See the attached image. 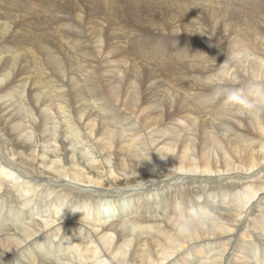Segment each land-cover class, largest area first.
Instances as JSON below:
<instances>
[{"label":"bare ground","instance_id":"bare-ground-1","mask_svg":"<svg viewBox=\"0 0 264 264\" xmlns=\"http://www.w3.org/2000/svg\"><path fill=\"white\" fill-rule=\"evenodd\" d=\"M214 1L163 0L161 6L174 4L173 9L169 7L171 17L166 24L152 20L153 30L169 36L190 35L198 44L183 49L176 43L167 47L156 39L150 52L137 49L141 60L149 57L160 67V60L166 58L171 66L163 67L166 80L154 67L139 62L136 53L123 49L128 55H122L121 66L129 65L131 54L135 56L132 72L123 71L125 81L109 72L113 81L107 94L93 73L81 72L83 61L80 67L73 65V53L82 46L76 39L72 38L74 46L68 45L74 51H66V62L57 55L49 58L51 51L45 49L46 62H38L36 56L28 59V53L34 55L28 51L34 25L11 20L14 15L3 7L7 15L3 18L10 19L0 22V264H264V240L254 234L264 221V212L247 222L264 200V0ZM205 2L209 6H203ZM182 11L185 14L178 16ZM16 33L25 42L14 44L16 50L6 48ZM89 52L85 55H94ZM184 52L188 55L183 56ZM95 54L105 56L100 50ZM184 59H194L196 64L178 67ZM29 80L33 83L28 96H23L17 91ZM228 88H242L252 106L232 104L225 95L216 94L217 89ZM99 97L107 110L100 107L104 104ZM8 98L20 103L23 111L9 104ZM114 102L125 113L110 109ZM129 118L134 124L123 128ZM172 122H179L181 128ZM223 177L250 180L241 185L234 180L226 183ZM204 178L215 184L209 187L212 198L224 201L229 194L230 200L239 202L207 220L206 227L182 231L181 224L193 216L185 203L192 195L186 186L210 183ZM169 182L184 185L180 191L170 186L176 187L184 203L177 202L176 196L156 208L145 202H124L118 212L101 202L103 196L118 199L134 192H153ZM122 183L127 188H120ZM52 188L70 190L68 195L75 193L79 201H65L64 221L54 217L62 203L48 200L45 208L54 216L44 223L36 217L46 216L40 201ZM207 206H199L197 216L214 209L212 204ZM159 210L163 215H157ZM114 211L118 212L115 222L100 223L111 219ZM89 215L99 224L84 221ZM254 240L262 248L250 246ZM205 242L217 248L211 249L209 257L198 246ZM24 252L34 263L20 260ZM229 259L232 263H227Z\"/></svg>","mask_w":264,"mask_h":264},{"label":"rangeland","instance_id":"rangeland-1","mask_svg":"<svg viewBox=\"0 0 264 264\" xmlns=\"http://www.w3.org/2000/svg\"><path fill=\"white\" fill-rule=\"evenodd\" d=\"M162 1L163 0H0V17H2V20H0V22L3 20H8V19L12 18L11 20H13V21L14 20H20V21H25L27 24L32 23V26L34 25V27L30 28V30L32 31V35H31V37H28V39L30 40V44L31 45L33 44V45L31 47H30V45H28L29 48L28 47L27 48H28V51L33 50L34 55H30L27 51V53H28L27 57H28V59H35V56H36V59L38 62L44 60V61H42V63L46 62V58L48 57V55L50 56L49 58H54V57H56V55L61 56V58H63L62 61L66 62L67 61V53L70 54V53H73V51H74V49L71 50V47L69 49V46H71V44L73 45V43H74V41H72V40L73 39L74 40L75 39L80 40V41L75 40V42H77V43L78 42L82 43V46H81L80 50L76 51L78 53H76V54H74L75 52L73 53V56H74L73 59H75V61H72V63H73V65L80 67L79 64L81 63V61H83L82 63L85 65L83 67H81V72H83V70H84V71H88V73H90V74L93 73L94 78L96 77L94 79L95 82L97 83V85H99V83H100L99 88L102 87L101 89H104L105 90L104 93L107 94V93H109L108 92L109 83L111 81H113L112 80V74L114 72H116L118 74L117 75L118 80L125 81L123 71H126L127 68H129V70L131 69V67L133 68V66L130 64L133 61V57H135L134 54L133 55L131 54V56L129 57L130 63H129V65L126 64L127 67L126 66L124 67V65H122V66L120 65L122 55L123 56L128 55V54H125L126 52L123 53V49L126 48V49H128V51L130 50V51H132V53H136L137 59L139 62L144 61L142 63H145L147 65L149 64V66H151L152 68L154 67L153 69H156L159 72L160 77L166 80L167 76L163 70L164 69L163 67H166V68H167V66L171 67L170 63L167 62L166 58H165V60H162V61L160 60L159 63L162 66V67H160L156 61H153V62L148 61L149 57L146 58L147 60H144V59L141 60V58L138 57V53H137L138 50L140 53L142 51H144V49L148 50L146 52H150L151 49L149 50V48L155 44L154 42L156 39L163 41L162 44L165 43V46H167V47H171L174 43H176L174 45H180L183 49H188V48L193 47V46L198 44L196 40H194L192 37H190V35L178 34V35L169 36L168 34L156 33L153 30L154 28H152V23H151L152 20L154 22L159 20V21H161V24L162 23L166 24V23H168L167 22L168 18L171 17L169 9L171 7H173L174 4H171V5L169 4L168 6L166 4H163V6H161L160 3ZM180 1H183V0H180ZM216 2H217V0L214 1L213 4H215ZM204 4L205 5H203V6H206V7L209 6V3L205 2ZM210 5H212V4H210ZM203 6H202V3L198 4V7L203 8ZM3 7L8 8V11L11 12V14L14 15L15 18L10 16V18L4 19L3 17H5L7 15H5V13L2 11ZM153 8H154V10H153ZM171 9H173V8H171ZM175 9H177V8H175ZM183 14H185L184 11L178 13V16L182 17ZM224 18L228 19L227 15ZM86 25H87V27H86ZM80 29H81V31L83 30V32H80ZM91 29L93 30L94 35L91 34V31H92ZM10 32H12V31H10ZM77 32H79V33H77ZM87 34L91 36V37L90 36L89 37L92 38V40L86 36ZM176 36H179V37H176ZM164 37H165V39H167L166 41L162 40V38H164ZM50 40L53 42H51ZM22 41L25 42L23 36H21V35L17 36V33H16L15 37L12 39L11 45H5V47L6 48H12L14 50L19 49L18 46H16L17 45L16 43L19 42L20 46H21ZM55 42H56V44H55ZM14 44H16V45H14ZM3 45H1V46H3ZM24 45H26V44H24ZM54 46H55V49H54ZM136 46H138V47H136ZM111 47H113V48L111 49ZM143 47H144V49H142ZM138 48H141V49H138ZM44 49L46 51H51L50 54H52V55L44 54V52H45ZM82 49H84V50H82ZM85 49H86V51H85ZM89 49H90V52H89ZM99 50L102 51V53L104 52L103 55H105V56H102V58H100V56L98 57V55L95 54ZM66 51H67V53H66ZM41 52H43V53H41ZM54 52L55 53L57 52V54H55ZM85 52H89L90 55L93 53L94 55H92V56L89 55L90 57H88V55H85ZM165 52H166V54L171 53L169 51H165ZM111 53H114V55H110ZM80 54L84 57V59L82 56H80ZM63 55H66V57L65 56L63 57ZM186 55H188V53L184 52L183 56H186ZM76 56H79V57L76 58ZM80 57H81V59H79ZM106 59L107 60L110 59V60L107 61ZM76 60H78V61H76ZM84 60L86 61V63H84ZM105 60L107 62L112 61L113 63H107ZM185 60L189 61V63L187 65L183 64V61H185ZM102 61L104 63L101 64ZM163 61H165V62H163ZM136 62H137V60H136ZM139 62H137L136 64H138ZM75 63H77V64H75ZM194 64H196L194 59H184V60H182V62L177 63L178 67L179 66L189 67V66L194 65ZM110 65H111V67H110ZM153 65H156V66H153ZM76 66H73V68L74 67L78 68ZM102 66H103V68H102ZM142 66H145V65L143 64ZM176 67L177 66H175L174 68H176ZM101 68L104 70V72ZM109 68L112 70H109ZM118 70H120L119 71L120 73L118 72ZM77 71H79V70H77ZM92 71H94V72H92ZM106 71H108V72H106ZM109 72H111L112 74L111 73L109 74ZM130 72H132V70H130ZM78 73L81 74L80 72H78ZM109 75H110L111 79L108 78ZM202 77H204V75H202ZM82 78H83V76H82ZM30 81H31V84L33 83V80H29L27 82L26 87L23 90H18L17 92H20L23 96H26V95L28 96V92H29L30 86H31ZM161 84L165 88H170V85H168V83L161 82ZM27 90H28V92H26ZM174 90L175 89H173V91ZM119 95H120L119 102L121 103L120 100H122L121 99L122 94L120 93ZM180 95H182V96H180ZM179 96L184 98V93H182V90H180ZM8 99H9V101H8L9 104H13V105H15L16 109L19 108L20 110L23 111V109H22L23 107H21L20 103H18L16 100H14L12 98H8ZM99 99L102 100V102L104 104V106H101V104H100V107L106 109V107H105L106 103H105V100L103 99V97H102V99H101V97H99ZM122 102H123V100H122ZM18 104H20V106ZM112 105L115 107L109 106V108L110 109L111 108L116 109L118 114L121 112L125 113V112H123V110L121 108H119V105L116 104L115 102H114V104L112 103ZM95 108H96V106L93 105V110H96ZM97 109H99V108H97ZM12 110L13 109H11L10 111H12ZM132 118L127 119L125 121V125L122 127L127 128V127H130L131 125H133L134 122H132L133 121ZM172 123L175 124L176 122H172ZM172 123H169V124H172ZM178 124H179V122L176 123V125L178 126L177 128H181ZM137 127H139V126H137ZM1 134L2 133H0V135ZM183 134H182V138L185 137ZM72 146L75 147L76 146L75 143H73ZM70 148L71 147H69L68 149H70ZM121 175H122V173H121ZM214 178H215L214 176L210 177V179H214ZM223 178H224V181L227 183V182L233 181L235 177L229 178V179H228V177H223ZM65 180H66V183L71 182L68 179H64L63 181H65ZM156 180H157V178L153 179L152 181L155 182ZM201 180L202 181H204V180L209 181V178H204ZM249 180L250 179L248 177H246L243 179H235L234 182H236L237 184H241L242 182L243 183L245 182L244 184L243 183L242 184L247 185ZM141 181L140 180L136 181L134 184L136 185L137 183H139ZM158 181H159V178H158ZM209 182L210 183L205 182V183L199 184V185L193 184V185H190L189 188L186 186V188L192 192V195L188 196V198H185L186 196H184V198L186 200L185 203L188 204L189 209H191V214H193V216L187 217L188 218L187 220H189L190 218L196 217L197 214H200L199 212H197V208H200L199 206H205L206 208H208L207 205L211 206V204H212L214 209H212L211 211H210V209H208L209 211L207 210V212L205 214H203V216H205L207 218V220L212 221L215 217L218 216L217 214H219L221 211L223 212L226 209H230L232 207H235L236 203L239 202V200H236V201L234 199L230 200L231 196L229 194L227 195L228 198L225 199L224 201H221V198H218L216 196H214V198H212L213 197L211 195L212 190L209 189L212 182L211 181H209ZM44 183H46V182H44ZM186 184L187 183H185V185ZM212 184L215 185L214 183H212ZM173 185L175 186L176 184L175 183L171 184L169 182V183L162 185V187L160 188L162 190L159 189V190H156L153 192L148 191V192H144V193L134 192V193H130V194H128L122 198H118V199L103 196L101 202L103 203V205H108L109 207L115 206V208L118 209V212H119L121 204L124 202H129V204L145 202V203L149 204L152 208H156L157 204L167 203L168 201H171V197L176 196V198L178 199L177 202L184 203L182 200H180L177 197L176 193H178V192L174 191L176 189V187L170 189L171 188L170 186H173ZM183 186L182 187L177 186V188H178L177 191L184 190ZM119 187L124 189V188H127V185L125 183H122L121 185H119ZM199 187L201 190L199 189ZM108 188L109 187H107V190H108ZM111 188H113V187H111ZM128 188H130V187L128 186ZM205 188L208 191H206ZM241 188L242 187H240V189ZM204 189H205V191H204ZM69 191L70 190H64V189H60V188H58V189L52 188V192L50 194L44 195V199H42L40 201V204L42 205L43 211L46 213V216L44 217L43 216L44 213H43L36 218H38L39 220H41L44 223H46L50 220H53V216H54L53 213L50 210H48L47 208H45L46 202L48 200H50L51 202H54V203H57V202L62 203L61 209L58 211V214L54 217L59 218V219L63 218V220L65 221V216L67 215L66 214L67 202L65 203V201H69V200H78L79 201V197L75 193L73 195L69 196L68 195ZM104 191H106V190H104ZM200 192H202V193H200ZM60 193H62L64 196L59 197L58 194H60ZM170 194H171V196H170ZM255 199L253 201H255ZM231 203H232V205H231ZM219 206H220V208H219ZM123 207H125V206H123ZM248 207L249 206H246V208H248ZM259 207L260 208L262 207V208L260 209ZM161 211L162 210H159L156 212L158 216H160L161 214L163 215V213ZM118 212H115V211L112 212L111 219H109L107 221L100 222V223L115 222L116 221V215ZM158 212H160V213H158ZM262 212H264V200H262V204L258 205L257 208L255 209V211L253 212L255 215H253V213H252V215L250 217H248L247 222L250 223L249 221L251 220V218L253 216L256 217L258 215L261 217ZM87 219L93 223V226H95L96 224H99V222H96L94 220V217L91 215L84 217V221H86ZM252 220H253V218H252ZM64 221H59V222H57V224H61ZM83 225L85 227L84 229H88L85 224H83ZM59 226H61V225H59ZM89 226H91V225H89ZM263 226H264V221H261L260 225L257 226L258 230L256 229V231H254V234H255V236L264 240V231H262ZM1 230H3V226L1 227ZM5 230H6V228H5ZM246 241H249V239H246ZM255 245H256V248H259V249L262 248V246H263V245L259 244L258 242H256L255 240L253 242H250V246H255ZM24 246H25V244L23 245V247ZM198 246H200V248L204 249L206 256H208V257L210 256L212 251L217 250V248H215V249L212 248V246H216L212 242H208V244H207V242L201 243V244H198ZM211 249H212V251H211ZM17 250L19 251V248ZM17 250L15 251V253L18 252ZM25 253H27V252H24L23 258L21 256L20 260L23 259L26 263H30L33 261V263H34V260H32L29 253H27L28 255H25ZM185 256H187V255H185ZM75 257L77 258L78 254H75ZM79 258H80V256H79ZM187 259L191 260L192 258L187 257ZM230 260L231 259H229L227 263H232V262H230Z\"/></svg>","mask_w":264,"mask_h":264},{"label":"clouds","instance_id":"clouds-1","mask_svg":"<svg viewBox=\"0 0 264 264\" xmlns=\"http://www.w3.org/2000/svg\"><path fill=\"white\" fill-rule=\"evenodd\" d=\"M216 94L225 95L226 101L229 103L236 104L245 108L252 106L242 88L217 89ZM207 223L208 221L205 216H196L182 223L180 227L182 231H187L191 230L194 227H206Z\"/></svg>","mask_w":264,"mask_h":264}]
</instances>
